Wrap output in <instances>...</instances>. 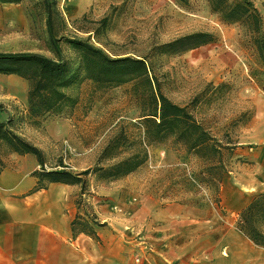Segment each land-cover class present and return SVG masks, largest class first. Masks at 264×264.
I'll list each match as a JSON object with an SVG mask.
<instances>
[{"label": "rangeland", "instance_id": "rangeland-1", "mask_svg": "<svg viewBox=\"0 0 264 264\" xmlns=\"http://www.w3.org/2000/svg\"><path fill=\"white\" fill-rule=\"evenodd\" d=\"M49 2L54 35L71 67L70 82L63 88L66 98L54 109L34 115L27 101L28 82L0 73V103L6 108L0 119L11 116V129L44 151L47 168L61 158L80 172L98 163L107 167L137 152L145 154L128 178L119 176L127 178L132 192L196 208L191 212L194 219L206 216L196 234L172 245V253L179 248L181 253H253V264H264V248L235 225L239 210L264 191V67L246 24L221 22L207 0ZM45 19L43 0L0 1V51H34L55 58ZM198 31L213 33L215 41L185 51L164 47ZM74 38L86 39L112 57L145 58L155 85L176 103L189 104L199 95L192 105L196 117L216 137L228 133L238 145L219 185V203L213 200L214 189L201 187L195 176L199 159L172 140L145 139L142 115L154 108L147 96L149 85L135 79L116 84L92 81L68 40ZM251 68L259 72L252 75ZM11 153L0 145V169L9 166ZM119 177L90 173L84 176L85 188L94 183L110 186ZM190 225L193 228L194 221Z\"/></svg>", "mask_w": 264, "mask_h": 264}, {"label": "crops", "instance_id": "crops-1", "mask_svg": "<svg viewBox=\"0 0 264 264\" xmlns=\"http://www.w3.org/2000/svg\"><path fill=\"white\" fill-rule=\"evenodd\" d=\"M254 3L264 15V0ZM8 158L0 169V264H138L136 257L142 264L254 262L253 253H172L206 216L194 219L196 208L132 192L127 174L110 186L36 188L33 157L12 152Z\"/></svg>", "mask_w": 264, "mask_h": 264}, {"label": "trees", "instance_id": "trees-1", "mask_svg": "<svg viewBox=\"0 0 264 264\" xmlns=\"http://www.w3.org/2000/svg\"><path fill=\"white\" fill-rule=\"evenodd\" d=\"M18 2L20 0H0ZM210 9L220 16L226 24L244 22L250 32V40L255 48L261 66L264 67V15L256 7L254 0H207ZM46 13V29L56 57L34 51H0V73L14 74L28 82L27 101L29 110L40 115L56 107L66 95L63 88L70 82V63L65 57L59 38L53 32L52 8L49 0H43ZM105 24V19H101ZM216 37L208 31H198L180 36L164 45L168 51H185L215 41ZM74 46L87 77L100 84H116L130 80L147 83V96L153 101V113L142 115L145 126L144 136L148 143H164L172 140L181 146L187 155L200 160L195 176L204 189H214L213 200L220 202L219 185L223 176L229 172V157L237 148V143L228 135L216 137L194 113L193 104H179L164 95L155 85L151 67L142 57L110 56L103 49L89 43L86 39H68ZM258 69L251 68L256 75ZM6 111L0 103V112ZM12 119H0V145L20 155H33L40 168L32 171L38 180L49 182L79 184L85 189L84 176L101 172L107 177H119L134 171L145 161V154H131L107 167L99 163L94 168L80 172L73 171L61 158L51 167H46L44 151L11 129ZM46 183V184H47ZM40 184L36 188L45 187ZM235 225L249 241L264 248V191L255 194L237 213Z\"/></svg>", "mask_w": 264, "mask_h": 264}, {"label": "built area", "instance_id": "built-area-1", "mask_svg": "<svg viewBox=\"0 0 264 264\" xmlns=\"http://www.w3.org/2000/svg\"><path fill=\"white\" fill-rule=\"evenodd\" d=\"M147 249L149 250L150 248L148 247ZM134 261H135L136 263H138V264H142V260H141L140 257H136V258L134 259Z\"/></svg>", "mask_w": 264, "mask_h": 264}]
</instances>
